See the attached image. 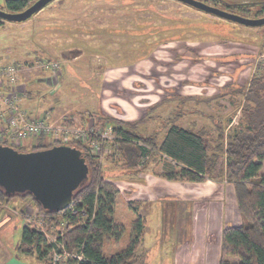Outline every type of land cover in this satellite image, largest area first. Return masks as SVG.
Returning <instances> with one entry per match:
<instances>
[{
	"label": "rangeland",
	"instance_id": "rangeland-1",
	"mask_svg": "<svg viewBox=\"0 0 264 264\" xmlns=\"http://www.w3.org/2000/svg\"><path fill=\"white\" fill-rule=\"evenodd\" d=\"M199 1L247 18L264 17V13L260 12L262 8L260 2L264 0ZM247 3L251 4L248 6ZM253 3L258 4L252 5ZM236 4H243V7H237ZM0 10L8 11L5 0H0ZM221 39L223 41L224 39L229 40L231 44L242 43L245 46L251 44V47L259 49L256 55L264 53V26H243L209 15L179 1L54 0L25 23L15 24L5 22L3 27L0 28V44L2 47L4 46L6 50L0 52L3 54L1 57H4L5 54H8L7 51H10L11 53L9 55L12 58L11 61H15L21 66L23 63H27L28 67L35 68V70H31L35 76L42 72L37 69L38 65L40 66V62H33L30 64V61H35V59H31L32 57L39 56L44 60H49V58L50 60H59L64 65V62L66 63L67 61L65 59L72 58L73 56L75 58V56L83 54L81 60L76 62L75 67H77V64L81 65L82 72L78 71V74L83 79L85 76H89L92 85L89 81L86 87L84 89L81 88L78 92L80 87H78L77 84V87H75L77 94L75 92L67 93L66 91H60L55 95L54 93L56 91L52 92L53 88L51 86H43L45 89L41 90L35 97L36 100L32 102L33 106L39 105V108L44 110H48L51 107L56 109L62 108L59 109V114H56V117L54 116L56 120H50L51 117H49V122L54 125H60L63 121H60L59 115L62 116L66 113L70 115L75 114L79 117V121L76 122V125L91 124L92 118H90V115L92 114L89 113L90 111L85 110L89 105L88 101L86 102L84 99H91L89 103L91 104L92 102V111H96L97 108H99L102 96L101 91L103 88V84L100 82L103 79L102 74L105 73L106 68H128L139 65L141 72L136 73L137 70H133L135 72L132 71L131 73L134 77L136 76L135 79L154 87H150L149 92L155 90L158 92L157 90L160 88L167 91L168 94V91L174 89L173 87H177L176 100L172 98L174 101L165 103L169 106L170 103L174 104L175 102V105H172L173 108L171 110L167 111L166 109V111H164V117L174 118L178 115V112L182 113L185 109L193 110V107L194 109L200 107L205 111L204 113H206V115L215 117V119L219 117V120L223 121L227 133H229L233 128L236 129V126L242 118L245 107V95L250 88L249 85L251 81H249V79L244 80L245 78L243 77L245 75L240 71L237 73L235 72L233 78L229 77L227 70L231 73L232 69L234 70L235 66H238L236 63H231V66H226L228 67L226 68L224 67V63H217L215 60L210 59L203 63V68L200 65H195L194 67L197 68L198 71L194 73H190L191 69L188 70L186 68V71L181 69L183 63L181 67L178 63L180 60L185 61L182 59L184 57H189L186 58L187 60L190 58L193 59V61L189 62L190 64H193L197 58L201 60L203 57L197 54L199 50L198 47L201 46L200 43L209 41L213 47L214 43ZM247 48L249 49L250 47ZM215 50L216 46L209 52L215 54L220 51V49ZM174 54L177 56L173 57ZM71 65L69 64V66ZM249 65V63L245 62L243 64V69L249 68ZM191 66L193 65H190V67ZM160 67H163V72L159 71ZM89 69H92V72H89ZM213 70L218 72V76L214 75L216 73H214ZM250 71L252 74V66ZM28 73H30V71L27 72L26 75H29ZM47 75V78H49L50 74L47 73ZM70 76H72V74L70 70L68 71V67L65 66L63 77L67 81L66 78ZM142 76L144 77L143 80ZM206 77H208V84H204L205 82L203 81ZM239 77H241V80ZM253 77L255 76H252V78ZM33 78V76H27L29 80H33ZM31 88L30 91H32ZM90 93L92 95H90ZM189 96L200 97L204 101H206V99H208L207 101H209V99L214 101L204 102L201 105H196L195 101L191 103L187 101L186 105H183L181 103L182 101H179ZM74 97L76 98L75 101ZM58 100H60V102L64 101L65 104L57 106L56 103ZM78 103V106L81 107L77 106ZM75 108L76 112H74ZM87 117L89 119L86 121ZM202 120L204 126L213 131L214 123L212 124L211 121L206 119ZM228 120H230V122H228ZM69 121L72 120L69 119ZM149 127L151 130H147V133L152 131L154 124ZM143 130L146 129L144 128ZM143 130L141 129V132L145 134ZM213 136V138H216V133H214ZM112 153L114 154V152ZM113 161L115 160L112 157H104L102 162L106 170L105 172L111 169H123L120 163L119 165H115ZM263 172L264 162L262 173ZM106 175L108 176V172ZM206 196L208 198H197L196 201L198 202L196 203V201H193V203L203 205L206 208L208 205L214 204L217 205L218 208H226L224 217L217 216L219 220L217 223L220 224V226L222 223L227 227L241 225V218L237 210V202L232 185H226L221 198H216L215 196H211V194L209 196L206 194ZM26 200L31 201L29 198ZM22 201L23 200L19 197L10 198L9 205L6 201L0 200V208L8 205L9 208H14L13 206H15L19 209L23 206ZM118 201H120V198ZM121 205L122 206H120L119 202L120 208L117 216L125 221L124 225H126L127 230L119 242L110 241L106 244L105 254L107 255H113L128 246L127 244L132 233V223L130 222L137 217L128 214L123 207L124 204ZM202 214L203 212H201V214L198 213V216H196L199 228L200 226L204 227L199 223L202 221L201 219H204V217L200 216ZM170 218V215H165L162 224L165 225L166 222L165 226L168 227ZM176 218L177 221L175 226L177 228V236L179 239H185L186 229L188 227L186 219L190 220L187 211L183 208L182 215H177ZM197 222L195 229L197 228ZM35 227L43 233H46L49 241L52 243L56 242L60 233L64 232V225L58 230L47 221H44L42 228ZM203 231L204 230L200 229L201 235ZM177 236H175L176 240L172 241V244H176V247L171 248L173 249V251H171L172 255L170 256L172 257V262L169 264H204L206 257L203 251L205 246H207L205 241L199 243V240L192 239L191 243L186 242V247H180ZM207 243H209V246L213 247L212 253L215 249H218V246L221 244L219 229ZM144 245L150 246L149 251H156L150 243L146 242ZM144 245L140 247L139 253L145 252L146 264H151L152 255L150 253L148 254V250L145 249L146 247ZM165 252H167V250ZM211 258L212 256H210V259ZM214 259L215 260L211 264H218L217 254H215ZM230 261L232 263H237L239 259L232 258ZM207 264L209 263L207 262Z\"/></svg>",
	"mask_w": 264,
	"mask_h": 264
},
{
	"label": "trees",
	"instance_id": "trees-1",
	"mask_svg": "<svg viewBox=\"0 0 264 264\" xmlns=\"http://www.w3.org/2000/svg\"><path fill=\"white\" fill-rule=\"evenodd\" d=\"M36 1L5 0V4L9 12H22ZM261 4L260 12L264 13V3ZM4 23L0 20V28ZM249 86L236 129L227 133L223 121L219 120L215 128L217 136L210 141L206 139V131L194 132L179 126L184 112L164 122L165 134L161 140L158 132L149 136L141 134L142 122L128 123L94 113L90 115L96 130H103L109 123L113 125L116 141L105 145L103 152L115 160V165L120 163L123 168L143 170L153 162L163 161V177L167 180L202 182L211 179L233 186L241 225L224 229L218 264H264V77H253ZM64 124L76 125L73 121ZM67 144L82 150L90 169L89 179L75 192L71 208L60 213L49 212L29 194L6 196L0 188V200L8 203L14 197L29 198L33 205L28 207L39 208L50 225L58 230L64 225V232L52 243L46 233L27 223L18 245L19 254L46 263H52L54 253L70 255L57 264H146L145 252L139 253L146 221L139 215L131 224L128 246L113 255L105 254L106 244L119 242L127 230L126 225L114 218L119 186L106 175L109 171L105 172L102 160L92 155L82 141L71 140ZM57 145L61 143L42 135L32 145L19 150L35 151ZM129 206L137 212L136 202ZM232 258L239 261L232 263Z\"/></svg>",
	"mask_w": 264,
	"mask_h": 264
},
{
	"label": "crops",
	"instance_id": "crops-1",
	"mask_svg": "<svg viewBox=\"0 0 264 264\" xmlns=\"http://www.w3.org/2000/svg\"><path fill=\"white\" fill-rule=\"evenodd\" d=\"M264 3V1L260 2ZM246 4V3H244ZM251 4V3H247ZM258 3H253L252 5H257ZM230 5V4H229ZM239 5V4H236ZM228 29V28H226ZM223 34V32H222ZM223 39V38H222ZM218 40L214 43V46H216V50L220 49L218 53H210L209 51L213 50V47L209 41H205L200 43V47H198V53L200 57H203L201 60L196 59L195 64H190V61H193L192 58L187 60L184 57L185 61H179V66L183 70L186 71V68L190 70V73H194L195 71H198L197 68H195V65H200L203 68V63L207 62L208 60L212 59L215 60L217 63L220 62L221 64L224 63V67L231 66V63L238 64V66H235V69L231 71L227 70V73L229 77L233 78L234 73L236 72H242L245 76L244 80L251 81L252 74L250 71L251 66L253 65V61L255 57L257 56L256 53L259 52L257 48L251 47V44H247L248 46L243 45L242 43L239 44H231L229 40L224 39ZM238 41V40H237ZM189 45V44H188ZM203 46V47H202ZM210 46V47H209ZM219 47V48H217ZM247 47H250L249 49ZM6 48L1 46L0 44V51H4ZM215 50V51H216ZM10 52V51H7ZM179 53V52H178ZM0 59L4 60V57H1L3 54L0 53ZM194 54V53H193ZM202 55V56H201ZM256 55V56H255ZM83 54H80L78 56H74L67 60L66 63L64 62V65L59 60H50L49 61H59L63 65V70L65 66L68 67V71L70 70L72 76L69 78H66L67 81L63 77V70H62V76L59 78L58 82V88L56 89V93H59L60 91H66L68 92H75V87L78 84V87L85 88L87 85V82L90 81L91 85V78L89 76H85L83 79L79 74L81 71V65L77 64V67H75V64L78 60H81ZM177 56L176 54L173 55ZM218 56V57H215ZM38 57V58H37ZM37 58V60H36ZM10 59L11 56H10ZM31 59H35V61H30L32 64L33 62H40L44 61L42 57L35 56ZM48 60V59H47ZM200 60V61H199ZM171 62V61H169ZM249 63V68L243 69L244 63ZM35 63V64H36ZM69 64L71 66H69ZM190 65H193L190 67ZM22 66H28L27 63H23ZM91 68V66H90ZM228 68V67H226ZM207 69V67H206ZM89 72H92V69H89ZM133 70H137L136 73L141 72L140 66H131L128 68H106L105 73L102 74L103 79L100 83L103 84L102 88V96L99 103V108H97L96 111H92V102L91 104L89 101L91 99L86 98L84 99L86 102L88 101V108L85 109L87 111H90L89 113H93L95 115H103L107 116L113 120H118L121 122H128V123H136V122H142V124L139 126L140 132L141 129L144 128L146 130H143V133L145 132L146 135H152L155 132L159 133V139L161 140L164 137L165 129H162V126L164 122L169 119L167 116L164 115V111H169L173 108L172 105L174 104L170 103L169 106H167L165 103L168 101H174L176 100L177 95V87H173L174 89L168 91L158 88V92L150 91V87H153L151 85H148L144 83L143 81H139L138 79H135L134 75L131 73ZM146 70V69H145ZM201 70V69H199ZM220 70V69H216ZM133 71V72H135ZM159 71L163 72V67H160ZM215 76H218V72L213 70ZM29 71H23V73L20 75V84L26 85L29 88V91L27 93V96L23 99V108L28 112V116L31 119H42L44 117H51L50 120L55 119V115L59 114V109L56 108H50L48 110H44L39 108L40 106H33L32 102L36 100V96L40 93L41 90H44L45 87H49V84L46 83L47 73L46 71H41L42 73L35 76L34 73L30 71L28 73L29 75H26ZM40 72V71H39ZM230 73V74H229ZM27 76L34 77L33 80L27 79ZM92 76V75H91ZM68 77V76H67ZM144 77L142 76V80ZM217 80L216 78H214ZM213 79V80H214ZM241 80V77H239ZM210 80V77H209ZM212 80V79H211ZM205 83L208 84V77L204 78L203 80ZM202 81V82H203ZM83 82V83H82ZM110 85V86H107ZM229 85V84H228ZM231 86V85H230ZM32 87V88H31ZM30 88L32 91H30ZM64 88V89H63ZM92 88V87H91ZM105 88V89H104ZM154 88V87H153ZM105 90V92H104ZM164 91V92H163ZM81 92V91H80ZM166 92V94H165ZM62 93V92H61ZM108 96H107V94ZM164 93V94H163ZM77 94V93H76ZM90 95H92L90 93ZM108 97V98H106ZM174 98V100H172ZM74 97V101H75ZM190 99V100H189ZM204 101L200 97H185L182 100H179L183 105H186V102H192L195 101L196 105H201L204 102H211L214 100ZM217 100V99H215ZM56 102V101H54ZM65 102L58 100L56 105H64ZM79 103L77 104V106ZM54 107V106H53ZM63 107V106H62ZM81 107V106H78ZM74 112H76V108L74 109ZM184 114L178 121L179 126H181L184 129H192L194 132L199 131H206L207 136L206 139L208 141L212 140L213 134L216 133V124L219 121V117L215 119V117H211L209 115H206L204 113L202 108H195L193 107V110H183ZM182 112V113H183ZM55 116V117H54ZM60 116V121H63V123L66 121L72 120L75 124L77 121H79V117L77 115H70L69 113L63 114ZM91 118V117H90ZM81 119V118H80ZM89 118H86V121ZM202 119H206L208 121H211L213 124L214 129L213 131L208 129L204 124L202 123ZM221 119V118H220ZM56 120V119H55ZM201 120V121H200ZM70 122V121H69ZM62 123V122H61ZM154 124V127L152 128V131L150 133H147V130L150 131V125ZM108 125L113 126L111 123ZM149 128V129H148ZM142 134V132H141ZM217 135V133H216ZM32 142H35L32 141ZM32 142L29 144L32 145ZM165 173L164 168V162L163 161H157L153 162L149 167L143 169V170H131L128 168L123 169H111L108 172V176H112V180L118 184L120 189V201L119 198L117 200L116 208H115V215L114 218L117 222L125 224V221L120 219L118 215L119 211V202L120 206L121 204H124L123 207L126 209L128 214H132L135 216H140L146 221V228H145V236L143 238L142 244L144 245L146 242L150 243V245H153V248L156 249L155 252L149 251L148 245H144L146 250H148V254L150 253L152 255L151 264L156 263H165L169 264L171 263L170 257L171 249L172 247H176V244H172V241L176 240L177 236V228L175 226L177 221V215H182L183 208L187 211V214L190 218V220L186 219V222L188 224V227L186 229V235L185 239H179L178 241L180 247H186L187 243H191L192 239L199 240V243H202L205 241V246L203 254L205 255L206 259L204 264H211L215 259L214 256L217 254L218 263L220 260L221 255V244L218 246V249H215L212 253V248L209 246L207 241H210V239L213 237L214 233L219 229L220 232V240L222 242V234L224 229L227 227L224 223L220 226V224L217 223L218 218L217 216H225V209L226 208H218L217 205H208L207 208L203 205L195 204L193 201H196L197 198L200 199H206V194L208 196L211 194V196H215L216 198H221L224 192V188L226 187V182H216L215 180L207 179L202 182H189V181H170L163 177V174ZM208 198V197H207ZM23 200V206L22 208L17 209L15 206L14 208H9L7 205L6 207L0 208V264H52V263H46L43 261H38L35 257L26 256L19 254L18 252V245L21 239L23 228L27 225V222L25 218L23 217L25 209L29 205H33L31 201L26 199ZM136 202V205L138 207L137 212H135L130 206L129 203ZM198 201H196L197 203ZM202 203V202H201ZM10 205V203L8 202ZM28 208V207H27ZM198 208V209H197ZM132 210V212H131ZM201 210V211H200ZM203 210V211H202ZM237 210L239 212L238 206ZM199 211V212H198ZM179 212V213H178ZM203 212L202 217L204 219H201L202 221L199 222L204 227L199 228L198 222L196 221V216H198V213L201 214ZM221 214V215H220ZM165 215H170V221L169 226L166 227L162 224V220L164 219ZM240 215V213H239ZM241 218V216H240ZM134 220H131L130 223H133ZM197 222V228L195 229V225ZM208 223V226H207ZM219 225V226H218ZM206 226V227H205ZM200 229L204 230L202 232V235L200 233ZM187 242V243H186ZM204 244V245H205ZM142 245V246H143ZM167 250V252H165ZM202 254V253H201ZM210 256L212 258L210 259Z\"/></svg>",
	"mask_w": 264,
	"mask_h": 264
},
{
	"label": "water",
	"instance_id": "water-1",
	"mask_svg": "<svg viewBox=\"0 0 264 264\" xmlns=\"http://www.w3.org/2000/svg\"><path fill=\"white\" fill-rule=\"evenodd\" d=\"M54 0H38L22 12L0 10V20L25 23ZM209 15L247 27L264 26V17L247 18L199 0H175ZM90 169L82 150L69 145L22 152L0 145V188L6 196L31 195L42 208L67 210L75 192L89 179Z\"/></svg>",
	"mask_w": 264,
	"mask_h": 264
},
{
	"label": "built area",
	"instance_id": "built-area-1",
	"mask_svg": "<svg viewBox=\"0 0 264 264\" xmlns=\"http://www.w3.org/2000/svg\"><path fill=\"white\" fill-rule=\"evenodd\" d=\"M10 53L4 55V60L0 59V145H8L19 150L43 135L60 142L61 145H68L67 143L71 140L82 141L92 155L103 160L106 156L103 147L112 145L116 141L113 127L107 125L103 130H96L92 123L69 127L63 122L60 125H54L49 122L48 116L42 119H31L22 107V101L27 96L29 88L20 84L19 80L23 71H31L35 68L21 66L11 61ZM39 64L38 70L50 74L46 83L53 88L52 92H55L59 78L62 76V64L59 61L49 60L40 61ZM252 76L264 77V53H259L255 57ZM72 205L73 202L69 208ZM24 218L28 224L41 228L45 221L44 214L37 207L26 208ZM58 247L63 249L62 245ZM69 256L66 253H54L53 264L60 263Z\"/></svg>",
	"mask_w": 264,
	"mask_h": 264
}]
</instances>
